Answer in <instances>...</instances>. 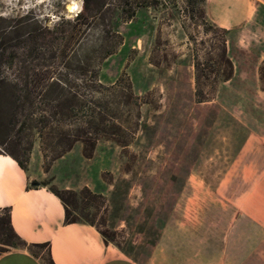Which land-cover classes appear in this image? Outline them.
<instances>
[{
  "label": "rangeland",
  "instance_id": "374dc122",
  "mask_svg": "<svg viewBox=\"0 0 264 264\" xmlns=\"http://www.w3.org/2000/svg\"><path fill=\"white\" fill-rule=\"evenodd\" d=\"M82 7L83 0H0V16L4 17L0 21L17 24V31L0 43L6 51L16 45V66H24L15 70L1 65L0 74L23 72L30 62L40 60L30 34L41 27H53L61 34L56 40L58 58L63 49L67 58L71 46L76 58L91 47L98 53L111 48L100 62L98 76L104 83L117 76L129 79L138 103L128 108L119 104L116 114L132 133L127 144L100 137L89 156L83 155L76 142L52 160L46 171L34 139L28 167L31 172L42 168L44 173L33 180L49 188L86 186L102 194L104 205L89 197L90 204L79 201L71 215L94 225L104 240L142 263L181 185L191 176L199 186V210L213 220L200 224V244L206 245L212 234L215 246H220L238 203L254 200V192L240 178V160L233 155L246 134L238 118H254V111L238 107L253 103L256 85H264V62L253 61L256 52L240 44L238 30L229 34L212 22L206 0H86L80 18L83 23L79 20L72 25ZM130 10L133 14L129 16ZM229 42L232 52L227 51ZM242 52L248 57L246 76L237 75L234 85L221 87L230 69L227 59L232 74L230 55ZM2 101L0 96V120L5 114ZM223 105L234 109L228 112ZM24 145L16 147L19 156ZM10 146L2 142L0 152ZM219 182L218 189L211 191ZM4 216L1 211L0 217ZM253 227V223L234 225L235 237L227 239L236 249V255H230L232 261L238 258L239 247H254L253 238H238L240 230L249 235ZM6 238L0 228V252L14 247L5 243ZM253 263L251 254L246 264Z\"/></svg>",
  "mask_w": 264,
  "mask_h": 264
},
{
  "label": "crops",
  "instance_id": "0c3cea01",
  "mask_svg": "<svg viewBox=\"0 0 264 264\" xmlns=\"http://www.w3.org/2000/svg\"><path fill=\"white\" fill-rule=\"evenodd\" d=\"M206 12L229 34L238 30L240 44L256 52L253 61L264 62V0H206ZM231 45L227 44L228 52H232ZM242 53L230 55L233 72L222 80L221 87L234 85L237 75L246 76L248 57ZM254 96L253 103L238 107L240 111H254V118H238L246 134L233 155L240 160V178L254 192V200L246 198L238 203L220 246H215L212 234L207 236L206 245L200 244V224L213 220L200 212L199 186L191 176L181 185L156 240L140 263L104 240L94 225L65 221L58 196L46 184L32 181L42 177V168L31 172L28 162L20 167L12 156L0 153V206L9 207L11 225L25 242L0 252V264H50L49 260L52 264H246L251 254L253 264H264V85H256ZM222 108L230 112L234 106ZM221 184L209 188L214 192ZM62 187L75 189L67 184ZM236 223H253V231L248 235L240 230L238 238H253L254 247H239L238 258L232 261L230 255H236V249L227 239L235 237Z\"/></svg>",
  "mask_w": 264,
  "mask_h": 264
},
{
  "label": "trees",
  "instance_id": "16d2710c",
  "mask_svg": "<svg viewBox=\"0 0 264 264\" xmlns=\"http://www.w3.org/2000/svg\"><path fill=\"white\" fill-rule=\"evenodd\" d=\"M85 1L83 0V7L73 18L72 25L79 20V23H83L80 18L85 10ZM132 14L133 11L130 10L127 15ZM0 20H4V17L0 16ZM34 29L36 27L29 28L28 31L32 32ZM16 31V23L0 21V41L7 34ZM58 35L53 27H41L40 31L30 34L35 57L40 60L30 62V66L25 67L23 72L11 76L0 74V96H3L1 104L5 107L4 118L0 120V144H11L8 150L0 153L12 156L20 167H25L34 139H37L41 156L46 161V171L51 161L70 149L75 142L81 144L83 155L89 156L100 137L114 138L121 144H127L132 133L117 119L119 116L116 114L117 105L128 108L130 104L138 103L131 91L129 79L117 76L112 82L104 83L98 76L101 60L112 49H104L98 53L96 47H91L76 58L74 47L71 46L67 58L65 49L60 52L61 58H58L56 40L61 34ZM5 49L2 41L0 67L6 65L15 70L24 68L16 66L17 46L13 45L7 51ZM227 61L230 69L224 79L231 74V63L229 59ZM120 90L123 91L119 93ZM21 143L25 145L21 148L23 155L19 156L17 148ZM32 181L36 183L35 180ZM50 189L61 200L64 220L67 222L77 220L71 212L76 211L79 201L90 204L89 197H93L104 205V196L86 186L78 190L65 187ZM1 211L5 212V216L0 217L1 232L8 236L4 239L5 243L12 246L25 244L11 225L9 207L0 206ZM48 263L52 264L50 260Z\"/></svg>",
  "mask_w": 264,
  "mask_h": 264
},
{
  "label": "bare ground",
  "instance_id": "6f19581e",
  "mask_svg": "<svg viewBox=\"0 0 264 264\" xmlns=\"http://www.w3.org/2000/svg\"><path fill=\"white\" fill-rule=\"evenodd\" d=\"M74 3H75V2H74ZM74 3L68 5V9H69V10H72V9H73V5H74Z\"/></svg>",
  "mask_w": 264,
  "mask_h": 264
}]
</instances>
